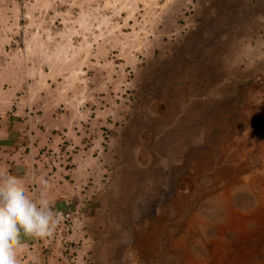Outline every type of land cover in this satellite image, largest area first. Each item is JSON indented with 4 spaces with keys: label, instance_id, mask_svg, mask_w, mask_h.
I'll list each match as a JSON object with an SVG mask.
<instances>
[{
    "label": "rangeland",
    "instance_id": "1",
    "mask_svg": "<svg viewBox=\"0 0 264 264\" xmlns=\"http://www.w3.org/2000/svg\"><path fill=\"white\" fill-rule=\"evenodd\" d=\"M39 77L98 119V264H264V0H0V109Z\"/></svg>",
    "mask_w": 264,
    "mask_h": 264
},
{
    "label": "crops",
    "instance_id": "2",
    "mask_svg": "<svg viewBox=\"0 0 264 264\" xmlns=\"http://www.w3.org/2000/svg\"><path fill=\"white\" fill-rule=\"evenodd\" d=\"M39 77L0 109V183L17 177L26 194L48 198L62 216L50 237L21 234L19 264H98L99 124L75 92L62 96ZM47 181L46 185L40 183ZM100 220V219H99Z\"/></svg>",
    "mask_w": 264,
    "mask_h": 264
},
{
    "label": "clouds",
    "instance_id": "3",
    "mask_svg": "<svg viewBox=\"0 0 264 264\" xmlns=\"http://www.w3.org/2000/svg\"><path fill=\"white\" fill-rule=\"evenodd\" d=\"M40 183L46 185L47 181L41 179ZM61 220L48 198L26 194L21 181L9 175L0 183V264H19L22 233L39 239L50 237Z\"/></svg>",
    "mask_w": 264,
    "mask_h": 264
}]
</instances>
